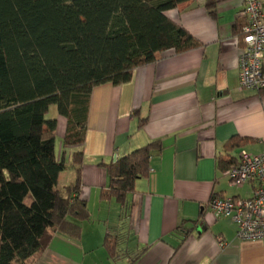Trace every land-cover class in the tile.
I'll return each mask as SVG.
<instances>
[{"label": "crops", "instance_id": "crops-1", "mask_svg": "<svg viewBox=\"0 0 264 264\" xmlns=\"http://www.w3.org/2000/svg\"><path fill=\"white\" fill-rule=\"evenodd\" d=\"M209 1L167 12L200 47L160 55L129 82L93 89L82 146L63 147L68 123L56 117L67 161L58 187L77 180L72 159L83 151L81 196L90 217L79 221V235L57 232L30 264H264V242L238 239L236 223L210 209L214 194L253 195L256 184L233 186L219 160L264 151V90L240 85L244 0H215L213 11ZM156 140L160 150L126 206L102 197L106 164ZM106 238L115 241L117 258Z\"/></svg>", "mask_w": 264, "mask_h": 264}, {"label": "trees", "instance_id": "trees-1", "mask_svg": "<svg viewBox=\"0 0 264 264\" xmlns=\"http://www.w3.org/2000/svg\"><path fill=\"white\" fill-rule=\"evenodd\" d=\"M188 1L0 0V264H30L57 232L79 235V221L90 217L81 196L83 151L72 159L77 180L58 187L67 161L56 152L50 107L67 119L63 147L82 146L96 86L129 82L160 55L202 45L167 14ZM207 6L213 11L215 0ZM156 150L157 140L106 164L102 197L126 206ZM238 162L222 157L220 170ZM105 244L117 258L115 241Z\"/></svg>", "mask_w": 264, "mask_h": 264}, {"label": "built area", "instance_id": "built-area-1", "mask_svg": "<svg viewBox=\"0 0 264 264\" xmlns=\"http://www.w3.org/2000/svg\"><path fill=\"white\" fill-rule=\"evenodd\" d=\"M242 14L248 24L243 28L239 78L244 89H264V2L244 0ZM231 184L243 187L256 184L251 197L216 195L210 209L216 217H229L237 225L236 236L245 241L264 242V151H242L239 162L222 172Z\"/></svg>", "mask_w": 264, "mask_h": 264}, {"label": "rangeland", "instance_id": "rangeland-1", "mask_svg": "<svg viewBox=\"0 0 264 264\" xmlns=\"http://www.w3.org/2000/svg\"><path fill=\"white\" fill-rule=\"evenodd\" d=\"M59 116V112H58V107H57V105H52L51 107H50V110H49V112H48V115H47V117H49V118H54V117H58ZM61 142H60V139L59 138H57V142H56V150H57V152H58V155H59V157H60V155H61ZM62 150H63V147H62Z\"/></svg>", "mask_w": 264, "mask_h": 264}, {"label": "water", "instance_id": "water-1", "mask_svg": "<svg viewBox=\"0 0 264 264\" xmlns=\"http://www.w3.org/2000/svg\"><path fill=\"white\" fill-rule=\"evenodd\" d=\"M116 160V159H115Z\"/></svg>", "mask_w": 264, "mask_h": 264}]
</instances>
